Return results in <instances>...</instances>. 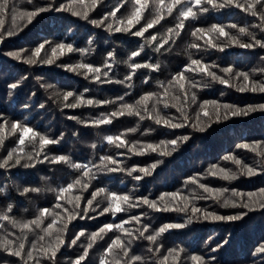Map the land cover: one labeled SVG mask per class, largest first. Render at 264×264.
Wrapping results in <instances>:
<instances>
[{
  "label": "trees",
  "instance_id": "16d2710c",
  "mask_svg": "<svg viewBox=\"0 0 264 264\" xmlns=\"http://www.w3.org/2000/svg\"><path fill=\"white\" fill-rule=\"evenodd\" d=\"M222 3L9 0L0 12V164L9 153L13 159L0 167V217L10 218H0V264H75L85 252L80 264H264V91L258 87L264 85V47L256 43H264V7L256 0L219 7ZM248 3L254 8L246 11ZM188 7L194 15L184 18ZM40 8L46 10L29 22L26 13ZM137 9L140 21L129 25ZM154 19H159L154 27L134 34ZM213 25L227 35L210 31ZM201 66L207 70L201 72ZM238 73H247L249 81ZM149 94L146 105L137 104ZM123 105H133L139 115L128 114ZM237 109L243 111L234 115ZM157 114L179 126L157 124ZM13 123L37 135L29 133L20 144L22 127L13 132ZM109 136L119 139L109 142ZM40 137L57 142L41 145ZM59 156L68 162H51ZM17 157L20 163L11 166ZM73 164L88 165L89 174ZM26 188L39 191L25 193ZM111 194L129 201L112 200ZM145 198L167 210L150 208ZM109 203L123 211L104 212ZM43 209L48 212L41 216ZM38 217L39 227L21 229ZM53 220L49 236L44 229ZM169 224L183 226L146 239ZM106 225L114 227L93 239ZM57 236L63 243L49 259L42 249L55 247ZM117 238L127 255L118 248L106 252ZM5 240L12 242L7 250ZM20 243L21 257L10 254Z\"/></svg>",
  "mask_w": 264,
  "mask_h": 264
},
{
  "label": "snow or ice",
  "instance_id": "6c2138e0",
  "mask_svg": "<svg viewBox=\"0 0 264 264\" xmlns=\"http://www.w3.org/2000/svg\"><path fill=\"white\" fill-rule=\"evenodd\" d=\"M8 2H9V0H0V12H2L7 7ZM135 2L137 4H139L141 2V0H135ZM162 2H163V0H161V3ZM175 2L176 3H179L180 0H175ZM190 2H191V0H190ZM205 2L207 4H211L213 6H216L215 0H194L195 5H197V6H199V5H201L202 3H205ZM235 2H236V0H224V3L220 4L219 7H223V6H225V4H233ZM256 3H260L262 5V7H264V0H256ZM236 6L243 8V5H241L239 3H236ZM252 8H254V4L253 3H248V7L246 9H244V10L248 11V10H251ZM45 10L46 9H44V8H40L38 10H35V11H32V12L26 13L27 18H28V21L31 22V19L33 17H35L36 15H38L39 12H43ZM202 10L203 11H207L206 8L205 9H202ZM171 11H172V7L169 6L168 7V12L171 13ZM76 14L79 15V13H76ZM252 14L253 15H256V13L254 11H253ZM113 15H114V13H113ZM193 15H194V13H193L192 7H188L184 12L181 13V16H183L184 18H188L189 16H193ZM140 19H141L140 11H139V9H137L133 13V15L128 18V23H129V25L133 24V22L139 23ZM158 22H159V19H154V20L150 21L149 23H147L146 26L143 27L140 31H137L134 34L137 35V36H142L145 31H147L149 28L154 27V25L156 23H158ZM93 23H96V22L94 21ZM109 27H111V26H109ZM177 27L178 28H182L183 27V23L181 22L180 24L177 25ZM231 27L235 28L236 25H231ZM120 30H121L120 28H117L116 29V31H120ZM169 31L171 32L172 29H169ZM197 31H201L202 32L203 30H197ZM210 31L218 32L221 35H227V33L224 31V28L223 27H220V26H217V25H213L212 28L210 29ZM246 31L247 30L245 28H240L239 29V32L241 34H245ZM195 34L196 33H193V35H195ZM177 35H178V33H177ZM152 39L155 40V37H152ZM165 43H167V41H165ZM237 43H239V42L237 41ZM256 43L257 44H260L261 47H264V43H261L259 40H257ZM162 46L163 45H161V47ZM239 46L240 47H252L253 45L252 44H243V43H241ZM41 47H43V46H41ZM58 47L63 48L64 45H59ZM69 50H71V48H69ZM37 51H39V50H37ZM109 55H111V54H109ZM132 55H133V57H135V56L139 55V53L138 52H134ZM191 63L193 65H200L201 62L199 60H192ZM141 66L153 67L154 70L158 68V66H151V65H136V64H133L132 65L133 68H138V67H141ZM79 67H82V68L87 67V68H89L90 71H95V72H99L100 71L99 68L93 69V68H91V66H88V65H79ZM186 70H190V69H186ZM206 70H207L206 69V66H201L200 67V71L201 72H205ZM224 71L231 72V69H224ZM208 74L210 76H212L213 79H219L220 80V83L227 84V81L226 80H224L222 78H219V77H216V75L214 73H208ZM237 75L238 76H242L243 79H244V81H246V82L249 81V75L247 73H238ZM128 78L130 79L131 77H128ZM97 79H99V77H97ZM174 79H176V78H174ZM178 79L179 80H183V79H185V77L181 73V74L178 75ZM12 87H15V85H12ZM180 87L183 88L184 85L181 84ZM258 87H259V90L260 91H264V85H259ZM244 90H245V87H241L240 88V91H244ZM251 90L256 91L257 90V85L256 84H253ZM67 95H72V94L71 93H68ZM150 96H151V94L142 97L141 100L137 102V104H145L146 105V102L150 99ZM65 98H67V97H65ZM194 99H195V97L193 96V100ZM88 103H92V101H88ZM165 106H167V105H165ZM122 107H123V109L127 110V113L130 114V115L131 114L139 115V112H134L133 105H123ZM225 107H228V106H225ZM260 107H261V109H264V105H262ZM254 110L255 109H253V108H249L248 109V111H254ZM242 111L243 110L237 109L233 114L234 115H238V114H241ZM123 114H124V111H121L119 113H112V116L123 115ZM244 114H247V113L244 112ZM141 118L143 119V117H141ZM149 118H151V116ZM110 122H111L110 120H102L99 123H110ZM156 123L157 124L163 123L166 126H171V127H178L179 126V125H176V124H170V122L168 120L159 117L158 114L156 116ZM21 127H22V134L19 137V143L20 144H24V142H25V136L28 135L29 133H31L33 137H35L37 135L36 133H34V131L31 128H29L27 126H20L17 123H13L11 125V129H12L13 132H15L18 128H21ZM200 130H203V129H200ZM117 139H119V137H111V136L107 137V140L109 142H113L114 140H117ZM184 139H187V137H185ZM56 142L57 141L50 140V139H48L46 137H40V143H41V145H47V144L56 143ZM170 143L174 145L176 143V141L173 140ZM120 146H123L122 143L121 144H117V147H120ZM147 147L155 150V146L154 145H148ZM241 147H247V145H242ZM28 158L29 159H32L31 156H29ZM229 158L230 157H226V159H229ZM12 159H13V154L12 153H9L8 154V157L4 160L3 164H0V167L8 166V162L11 161ZM45 159H47V157H45ZM102 160H107L108 162L113 163V164L116 163V161H114L111 157H103ZM51 162L52 163L68 162V158L65 157V156H59V157H56ZM19 163H20V158L17 157L15 159V163L13 165H11V166H15L16 164H19ZM237 163H239V161H237ZM24 166L25 167H28L30 165H24ZM72 166L73 167H76V168H84L85 169L84 175H88L89 174L88 165L73 164ZM152 167H155V165H153ZM245 167L247 168V173L249 175H252L254 173V169H252L250 167H247V166H245ZM110 170L111 171H116L115 168H112ZM132 171H136V169H132ZM139 171L145 172V174H150L146 169H139ZM129 175H131V171L129 172ZM225 178L227 179V178H230V177L227 176V175H225ZM136 179H140V177L137 176ZM76 183H80V181L77 180ZM72 187L73 186L70 184L66 188L60 189V192L61 193L66 192V191L70 190ZM29 191H39V190L38 189H28V188H26L24 190L25 193H27ZM103 191H104V189H99L98 190V193L99 192H103ZM205 191H209V190L207 188H205ZM262 191H264V190H262ZM98 193H93L92 194L93 195V199H95V197H96V195ZM173 195H175V194H173ZM77 199H79V197H77ZM111 199L112 200H115V201H122L124 203H127L129 201V197L128 196H117L116 194H111ZM161 199H163V198H161ZM143 203L146 204V205H148L150 208H154L156 210H167V207H165L164 209L158 208L157 205H156V203L154 201H149L146 198L143 200ZM88 204L91 205L92 204V200H89L88 201ZM103 211L104 212L112 211L115 214V213H118V212L123 211V209L121 208V206H120L119 203H116L115 206H113L112 203H109V206L108 207H105L103 209ZM193 211H198V210L194 209ZM47 212H48L47 209L41 210V216H43ZM0 218H2L4 220H10L9 216H7V215H4L3 217H0ZM213 218L214 219H224L223 217H213ZM237 218L238 217H228L227 219H237ZM69 219H71V217H69ZM133 219H136L137 222L139 220V218H137V217H133ZM41 222H42L41 218L38 217L37 219H35L33 221H30V222L21 224L20 227H21L22 230L23 229H30V226L31 225H35L36 227H39L40 224H41ZM12 223H13V226H16L15 222H12ZM125 223H127V221ZM55 224H56V221L53 220V222L51 224H49L46 229H44V231H45V233L47 235H49V236L52 235V232L50 230L53 229V227H54ZM182 226L183 225H179V224H169V225H165V226L161 227L158 230V232L156 233V235H149V236L146 237V239H148L149 241H155L156 236H158L159 234L167 231L168 229H171V228H179V227H182ZM113 227H114L113 225H106V226L102 227L99 230L98 233H93L92 238L95 239L97 236H100V234L101 233H104L106 229L109 230V231H111L113 229ZM115 227L116 228H121V229L123 228L122 225H116ZM146 230L147 229H145V231ZM80 235H83V233H81ZM141 236H143V232H141ZM40 239L43 240L44 237L41 236ZM76 239H79V237H77ZM56 240H57L58 244L55 247L53 245H49L48 248L42 249L43 252H44V254H45V256H47L49 259H54L55 255H56V251L58 250V245L63 243V241L60 240V238L58 236H57ZM11 243L12 242L11 241H8V240H5L3 242V245H4V247H5L6 250H7L8 245L11 244ZM72 243L75 244L76 243V240H73ZM89 247H91V245H89ZM114 248H118V249L124 250V254L127 255L126 246L124 245L123 241H121L119 238H117L116 240H113L112 241V243L106 249V252L111 253ZM33 249H35V245H33ZM23 250H24V243H20L19 244V249L16 250V251H14V252H10V254H12V255H14L16 257H21ZM261 251H264V249H261ZM49 252H51V256H48V253ZM86 255H87V253L85 252V255L79 257L77 259V261L75 262V264H80V260H83L86 257ZM27 256L29 258H32V252L29 251L27 253ZM134 259L135 260H139L140 257H134ZM193 259H198V258L194 257ZM25 264H27V261H25ZM37 264H39V261H37ZM102 264H103V262H102ZM116 264H120V262L117 260L116 261Z\"/></svg>",
  "mask_w": 264,
  "mask_h": 264
}]
</instances>
